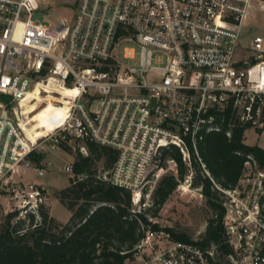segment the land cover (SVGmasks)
I'll return each instance as SVG.
<instances>
[{"label":"built area","instance_id":"1","mask_svg":"<svg viewBox=\"0 0 264 264\" xmlns=\"http://www.w3.org/2000/svg\"><path fill=\"white\" fill-rule=\"evenodd\" d=\"M37 2L39 0H36ZM73 18L52 29L34 18L33 0H0V210L35 214L48 191L26 182L37 152L71 141L108 145L118 157L108 176L132 193V212L154 207L164 174L176 173L177 146L223 129L226 111L264 128V36H246L252 0H74ZM77 89L63 120L36 142L21 107L39 83ZM230 135V130L227 131ZM255 166L256 169L249 170ZM73 172V163L66 165ZM247 182L245 188L242 182ZM234 264H264V170L251 156L224 189ZM215 244L173 240L147 228L123 264H216Z\"/></svg>","mask_w":264,"mask_h":264},{"label":"trees","instance_id":"2","mask_svg":"<svg viewBox=\"0 0 264 264\" xmlns=\"http://www.w3.org/2000/svg\"><path fill=\"white\" fill-rule=\"evenodd\" d=\"M221 118L223 129L206 133L198 142L199 156L189 144L196 174L191 185L201 189L214 212L208 237L198 242L203 246L217 245L219 255L231 262L234 249L225 225L223 190L237 186L249 156L264 170V148L246 142L245 133L250 126L240 124L229 111ZM62 146L71 149L67 144ZM85 146L88 154L78 152L70 184L57 193L71 211L69 220L59 221L44 204L40 206L38 222L33 213L25 218H18V212L8 213L0 225V264H123L132 256L147 228L165 230L173 240L194 241L170 227L162 229L148 217L167 202L187 173L177 146L171 145L162 153L163 160L175 159L176 173L162 176L154 192V207L136 214L132 212L131 191L105 177L116 162L118 151L91 140H86ZM100 161L104 171L98 172Z\"/></svg>","mask_w":264,"mask_h":264},{"label":"rangeland","instance_id":"3","mask_svg":"<svg viewBox=\"0 0 264 264\" xmlns=\"http://www.w3.org/2000/svg\"><path fill=\"white\" fill-rule=\"evenodd\" d=\"M263 1L252 0L246 36H254L256 34L264 36ZM33 2L39 9L34 13V18L46 20L52 29L59 26L61 19H72L76 13L74 0H39L38 2L33 0ZM49 94V92L42 90V98L47 97ZM53 95L59 97L58 93H53ZM44 100L46 101L44 98L40 102V107L44 105ZM245 136L248 143H259L264 146V133L261 134L257 128H248ZM67 145L71 149L60 146L54 150L37 152L33 159V167L22 169L26 182L35 183L47 189L46 205L50 209V215L61 222L68 221L71 216V211L57 197L58 191L67 187L70 184V178L73 176V172L67 171L65 167L67 164L74 162L79 151L88 154V150L85 152L81 149L83 143L79 141L73 140ZM97 168L98 172L104 171L101 161L97 163ZM187 168L184 179L180 181L167 202L155 214L150 213L148 217L153 223H158L162 229L163 227H170L175 233H184L193 240H205L212 228L214 212L209 207L201 189L191 185L196 175L192 165H187ZM255 169V166L249 167L250 171ZM246 183L245 181L242 182L243 188H245L244 184ZM6 215L1 209L0 225ZM157 232L166 233L165 230ZM216 261L222 264H234V262H230L222 255H218Z\"/></svg>","mask_w":264,"mask_h":264},{"label":"bare ground","instance_id":"4","mask_svg":"<svg viewBox=\"0 0 264 264\" xmlns=\"http://www.w3.org/2000/svg\"><path fill=\"white\" fill-rule=\"evenodd\" d=\"M42 90L50 94L44 97L46 101L44 100V105L40 107V102L44 99L42 98ZM53 93H58L59 97L54 96ZM76 93L77 89L64 87L61 84L52 82L36 85L21 106L25 116L21 126L29 138L36 142L49 131L53 130L56 123L66 117L68 109L72 104L71 98ZM53 118H57L58 121L54 122Z\"/></svg>","mask_w":264,"mask_h":264},{"label":"crops","instance_id":"5","mask_svg":"<svg viewBox=\"0 0 264 264\" xmlns=\"http://www.w3.org/2000/svg\"><path fill=\"white\" fill-rule=\"evenodd\" d=\"M263 6H264V1H263ZM263 130H262V132H261V134H263L264 133V128H262ZM246 134V133H245ZM247 142V141H246ZM248 143V142H247ZM248 144H254V143H248ZM259 146H261V147H263L264 148V146L263 145H261V144H259V143H257ZM67 222V221H66Z\"/></svg>","mask_w":264,"mask_h":264}]
</instances>
